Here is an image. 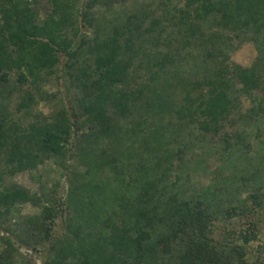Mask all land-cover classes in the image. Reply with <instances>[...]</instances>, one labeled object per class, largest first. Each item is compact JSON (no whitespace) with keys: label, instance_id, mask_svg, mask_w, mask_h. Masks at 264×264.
Returning a JSON list of instances; mask_svg holds the SVG:
<instances>
[{"label":"trees","instance_id":"trees-1","mask_svg":"<svg viewBox=\"0 0 264 264\" xmlns=\"http://www.w3.org/2000/svg\"><path fill=\"white\" fill-rule=\"evenodd\" d=\"M39 1L0 0V89L18 92L21 114L13 117L0 99V226L18 206L40 208L15 224L42 246V264H161L178 242L176 264H244L242 246L214 240L217 187L185 195L172 174L195 135L232 124L239 95L258 100L238 117L264 149V0H154L140 16L122 10L103 25L95 7L126 0H46L43 18ZM246 40L257 55L244 68L229 53ZM61 70L74 104L34 112L56 100L43 87ZM245 138L224 134L225 151L237 157ZM67 155L74 165L64 199L6 181L51 158L64 169ZM236 202L222 214L244 213L248 202L261 209L264 193ZM247 234L239 231L241 245L254 237ZM0 240V264H29L15 261L10 238Z\"/></svg>","mask_w":264,"mask_h":264},{"label":"rangeland","instance_id":"rangeland-1","mask_svg":"<svg viewBox=\"0 0 264 264\" xmlns=\"http://www.w3.org/2000/svg\"><path fill=\"white\" fill-rule=\"evenodd\" d=\"M149 4L155 6L156 2L154 0L138 2L126 0L123 6H96L94 13L103 25L104 19L112 18L116 16L114 13L118 12L119 14L122 10L130 15L134 13L140 16L143 9ZM35 10L43 18L49 11V4L46 0H40L35 6ZM99 26L101 27V25ZM82 31L85 32L86 37H90L92 34L91 31L85 29ZM256 55L255 46L250 40L239 44L236 42L235 49L229 53V62L246 68L251 66ZM11 88L12 86L0 89V99L4 100L3 105L12 113L13 117L20 118L21 114L15 113V107L19 101L18 92H13ZM43 91L48 95L54 94L56 96V100L49 99L48 102H40L34 109V112H40L43 115H48L60 102L67 108L69 105L74 104L77 96L72 83L64 76L63 70L57 71L50 78L49 84L43 87ZM257 101L254 94L251 96L239 95L236 112H233L232 124L231 122L226 123L224 129L217 135L209 134L203 137L195 135L196 142L193 150L188 152L180 162H177V158L174 160L175 169L172 174V180L175 176H180L181 182L178 187L185 195H192L196 189H203L207 186L217 187L222 198L218 201L221 206L219 209L221 213L214 222V240L221 242L227 238L228 243H236L242 246L244 264H264V205L259 209L254 208L248 202V207L244 213L236 211L232 213L230 218L224 216L222 211L229 207L238 206L236 202L238 198L245 199L257 191L264 193V149L259 144L260 138L256 136L257 130L255 127L251 123H243L238 117V113H246L251 107L257 105ZM236 132H242L246 136L245 143L248 145L241 152L235 150L238 158L234 154L226 152L225 145L222 142L224 134L233 136ZM56 161L51 158L35 170L18 173L6 181L22 186L32 194H41L45 191L46 194H50L57 199H64L67 190V178L74 162L67 155L65 159L66 168L61 169ZM229 178L237 182L239 186H230ZM175 188L177 189V184ZM39 211L40 208L33 207L30 204L18 206L14 213V219L0 226V239L3 236L8 237L14 244L17 251L14 256L16 262L21 257H25L29 264H42L43 253L39 254L37 252L41 251L42 246L33 244L32 237L21 234V231H24L23 228H18L15 224H22L23 218L36 215ZM54 230L56 234H62L63 225L61 220L56 221ZM239 231L254 234V237L248 244L241 245L238 236ZM13 233L20 234V236L16 237ZM33 245L36 252L32 250ZM3 248L0 240V252ZM182 248V244L176 243L171 254L162 258L161 264H176L183 251Z\"/></svg>","mask_w":264,"mask_h":264}]
</instances>
